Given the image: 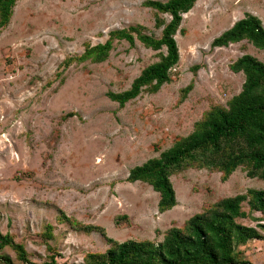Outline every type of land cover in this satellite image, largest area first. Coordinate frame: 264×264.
<instances>
[{"label":"rangeland","instance_id":"1","mask_svg":"<svg viewBox=\"0 0 264 264\" xmlns=\"http://www.w3.org/2000/svg\"><path fill=\"white\" fill-rule=\"evenodd\" d=\"M145 1L18 0L0 28V233L21 243L34 264H48L51 254L57 264H82L86 253L108 248L105 238L158 243L168 228H181L210 204L264 189V180L247 178L240 169L225 182L219 173L183 170L170 177L176 205L160 213L158 192L126 181L131 168L189 134L211 105H225L239 93L244 75L229 69L232 62L249 54L264 63V49L246 40L211 46L245 13L264 26V0H196L173 36L178 61L171 81L155 93L142 89L120 107L108 92L128 90L157 61V51L134 34L132 45L114 40L104 61L64 62L85 44L104 43L113 30L138 26L142 34L160 37L155 14L166 22L170 16ZM241 206L248 211L246 202ZM60 212L97 226L104 236L58 224ZM235 222L258 234L236 247L242 260L264 264V215L253 212ZM47 224L53 228L51 251L40 236ZM0 255L23 264L9 247Z\"/></svg>","mask_w":264,"mask_h":264},{"label":"trees","instance_id":"2","mask_svg":"<svg viewBox=\"0 0 264 264\" xmlns=\"http://www.w3.org/2000/svg\"><path fill=\"white\" fill-rule=\"evenodd\" d=\"M17 1L0 0V28L7 24ZM195 1L147 0L143 3L145 7L170 16L166 22L155 14L154 25L161 28L160 37L142 34L138 26L113 30L108 33L104 43L93 46L85 44L84 51L69 57L64 62L65 66L73 61H104L114 40H125L132 45L135 34L144 47L157 51L158 59L140 71L128 90L108 92L107 96L122 107L139 95L142 89L155 93L163 84L171 81V69L178 61L173 36L178 30L182 14L187 13ZM242 40L264 49V26L249 13L215 37L211 46L223 47ZM162 47L165 52H161ZM229 69L244 75L239 93L228 99L225 105H211L193 123L189 134L178 138L158 157L150 158L129 170L127 182L140 181L158 192L157 209L160 213L176 205L170 177L183 170L219 173L220 180L225 182L240 169L247 178L264 180V63L249 54H243L229 65ZM192 85L190 82L180 89L177 103L184 101ZM243 202L248 206L247 212L242 210ZM253 212L264 215V189H248L243 194L224 197L210 204L185 220L181 228H168L158 243L149 240L117 242L105 238L108 248L104 252L86 253L82 264H249L242 260L236 247L248 239L257 238L258 234L253 228L237 224L235 219L246 218ZM119 218L127 220L125 216ZM119 218L115 219L117 223ZM56 221L58 224L68 223L75 230L86 233L97 231L104 236L103 230L97 226L83 225L61 212ZM52 229V225L47 224L40 235L48 251L54 250L50 246ZM4 247H9L23 264H34L27 259L24 246L15 242L9 233H0V250ZM50 260L48 264H57L53 254ZM0 264L14 263L9 257L0 255Z\"/></svg>","mask_w":264,"mask_h":264}]
</instances>
